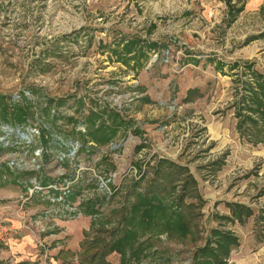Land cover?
I'll use <instances>...</instances> for the list:
<instances>
[{
	"label": "rangeland",
	"instance_id": "1",
	"mask_svg": "<svg viewBox=\"0 0 264 264\" xmlns=\"http://www.w3.org/2000/svg\"><path fill=\"white\" fill-rule=\"evenodd\" d=\"M256 73L264 0H0V188L20 187L0 207L15 201L43 246L60 237L62 252L78 238L69 264L94 253L92 264H121L106 249L142 168L138 189L172 191L191 230L142 234L140 264H193L215 227L239 239L227 264H264V142L254 141L264 122L248 107ZM3 104L31 106L28 120ZM161 162L189 172L169 169L171 182L156 175ZM187 174L196 183L180 200ZM235 204L253 213L220 219ZM4 209L0 233L11 235L19 228Z\"/></svg>",
	"mask_w": 264,
	"mask_h": 264
},
{
	"label": "trees",
	"instance_id": "2",
	"mask_svg": "<svg viewBox=\"0 0 264 264\" xmlns=\"http://www.w3.org/2000/svg\"><path fill=\"white\" fill-rule=\"evenodd\" d=\"M125 47L127 48V50L138 47V39H133L127 42L125 44ZM140 49L143 50L142 47ZM255 84L256 87L252 86L251 83H249L248 85V88H250V93L252 95L250 99L251 103H249L248 107L251 108L253 112L262 114L264 122L263 74H255ZM253 105L255 106L253 107ZM28 108L31 109V106L23 108L20 105H16L14 108H11L7 104H3V112L6 111V113L8 114V112L10 111L14 112L16 116L22 115L25 121L28 120L30 116V110ZM6 116L7 115H5L4 117L7 118ZM248 120L256 122V119L252 117H248L247 121ZM41 129L42 134H44L43 139H49L51 135L46 136L45 134L47 133L48 129ZM106 137V134L104 132H101L98 139L101 140V143H103L107 141ZM254 139L256 143L264 142V127L262 128V130H259L258 133H256V137ZM166 163L161 162L158 167H156L155 173L161 178H171V182L172 179H175V173L172 174L169 169H176L175 171L182 169L183 174L189 172L186 167L180 168L171 162H169L168 170H163ZM141 169L142 168L137 169V171L141 172L142 174L139 175L140 177L138 178V182L133 183L135 185L134 189H132L134 192L131 196V200H129L130 205L128 209H126L127 206H125L126 210L124 209V216L122 218L124 229L121 230L122 234L121 236H114L113 241L109 243L106 249L107 252L115 251L119 253L122 257L121 264H132V260L136 261L135 264H140L141 258L145 257L144 254H146V248L150 246L148 239L153 234L169 233L171 231H179L183 234H187L189 230H191L188 219L185 216V211L183 212L181 211V209H178L179 205L175 202V200H171L174 197L172 196V191L168 190L165 193H168V196H162V193L167 189H164L163 191H161L162 193H159V191L161 190V183L157 184V188L160 186L159 189H157L159 191L154 190L153 192L149 191L148 193L138 189V183L146 178L145 173H143V170ZM195 183V178L192 175L187 174L186 178L182 181L183 194L181 195L182 198L180 200H183V196L186 195V192L189 189L193 188L192 185H194ZM175 186L176 185H172L174 189H176ZM96 203L97 200H91L89 202V206H91V204H94L93 207L91 206V212L93 213L100 210V207L96 208ZM252 213L253 210H251L250 207L243 204H235L233 207L234 218L224 216L220 219H224L230 222H233L235 219H237L243 222L245 218L251 216ZM261 218H264V210L263 216H261ZM147 233H150V236L145 240H141L140 236ZM238 244L239 239L234 233L230 231H221L219 228L215 227L211 230V235L206 239L205 243L197 247L194 251L195 253L193 256V264H227V259L229 258L233 248L238 246ZM94 259H96V253H94L92 258L85 257L83 262L85 261L90 263L91 261L92 264ZM102 259H105V257ZM102 259L99 260V264H109L105 262V260L102 261Z\"/></svg>",
	"mask_w": 264,
	"mask_h": 264
},
{
	"label": "crops",
	"instance_id": "3",
	"mask_svg": "<svg viewBox=\"0 0 264 264\" xmlns=\"http://www.w3.org/2000/svg\"><path fill=\"white\" fill-rule=\"evenodd\" d=\"M20 188L18 185H6L3 188H0V195L4 196V197H10L7 196L8 194H10L11 192L13 193H19L18 189ZM15 201H7L6 205L1 206L5 207L4 209V213L3 216L7 217L10 216L12 218V220H14V225L16 227H18L19 229L14 233L9 235L8 240L6 243H1L0 244V264H43L45 262V256L47 255V259H46V263H51V264H69V259H72L73 257L70 256L71 254H73L74 252L76 253L75 250V241L76 239L78 240V238H68L66 240L69 241V244L64 245L65 251L61 252V238L58 237V239L56 241H54V238H51L52 241L50 242H46L47 244H44L45 246H43V237L40 235L38 231V228L33 227L30 223L28 224H24L22 223V221L20 219H16V217L14 216V208H17L18 205L16 204ZM15 204V205H14ZM32 209H40L39 204H36L34 206V208ZM21 214V213H20ZM42 215L41 211H40V216ZM19 217V214L17 216V218ZM15 218V219H13ZM59 221L63 219L58 218ZM56 218V220H58ZM17 220V221H15ZM63 222H67V221H63ZM62 223V222H60ZM66 227L65 224H62ZM70 230H74L73 227L68 224L66 227V231L67 229ZM68 232V231H67ZM64 233L67 234L68 233ZM76 232H70L71 235L75 234ZM65 240V241H66ZM51 244V248H48V245ZM46 248L48 249V251L46 250ZM80 248V246H79ZM45 250H46V254H45ZM61 254V256H60ZM62 262V263H61Z\"/></svg>",
	"mask_w": 264,
	"mask_h": 264
},
{
	"label": "built area",
	"instance_id": "4",
	"mask_svg": "<svg viewBox=\"0 0 264 264\" xmlns=\"http://www.w3.org/2000/svg\"><path fill=\"white\" fill-rule=\"evenodd\" d=\"M62 199H63V201L65 202L66 200H65V197H61ZM64 202H62V203H64ZM0 216H2L1 214H0ZM3 218H7V217H3ZM1 222V221H0ZM0 228H1V226H0ZM8 235L9 234H6V235H2L1 233H0V242L1 241H3L4 243H6L7 242V240H8ZM46 259H47V255L45 256V262H46Z\"/></svg>",
	"mask_w": 264,
	"mask_h": 264
}]
</instances>
